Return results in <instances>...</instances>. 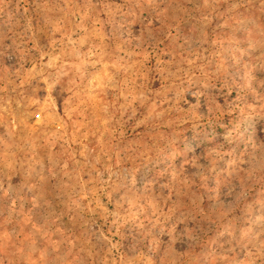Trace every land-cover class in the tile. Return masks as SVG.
Masks as SVG:
<instances>
[{
    "label": "rangeland",
    "instance_id": "rangeland-1",
    "mask_svg": "<svg viewBox=\"0 0 264 264\" xmlns=\"http://www.w3.org/2000/svg\"><path fill=\"white\" fill-rule=\"evenodd\" d=\"M0 264H264V0H0Z\"/></svg>",
    "mask_w": 264,
    "mask_h": 264
}]
</instances>
